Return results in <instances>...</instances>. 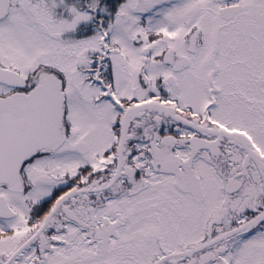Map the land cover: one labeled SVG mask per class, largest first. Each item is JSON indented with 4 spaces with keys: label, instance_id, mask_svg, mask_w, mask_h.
Listing matches in <instances>:
<instances>
[{
    "label": "snow or ice",
    "instance_id": "1",
    "mask_svg": "<svg viewBox=\"0 0 264 264\" xmlns=\"http://www.w3.org/2000/svg\"><path fill=\"white\" fill-rule=\"evenodd\" d=\"M0 264H264V0H0Z\"/></svg>",
    "mask_w": 264,
    "mask_h": 264
}]
</instances>
